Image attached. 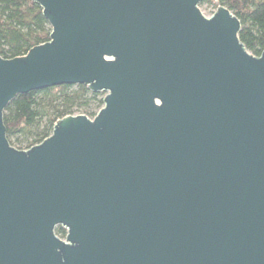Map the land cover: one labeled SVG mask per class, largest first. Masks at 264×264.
I'll use <instances>...</instances> for the list:
<instances>
[{
	"label": "water",
	"instance_id": "95a60500",
	"mask_svg": "<svg viewBox=\"0 0 264 264\" xmlns=\"http://www.w3.org/2000/svg\"><path fill=\"white\" fill-rule=\"evenodd\" d=\"M50 40L0 57V264H264V50L207 0H32ZM106 93L11 147L3 113ZM66 231L62 240L56 227Z\"/></svg>",
	"mask_w": 264,
	"mask_h": 264
},
{
	"label": "trees",
	"instance_id": "16d2710c",
	"mask_svg": "<svg viewBox=\"0 0 264 264\" xmlns=\"http://www.w3.org/2000/svg\"><path fill=\"white\" fill-rule=\"evenodd\" d=\"M227 8L240 22L239 40L255 57L264 50V0H207ZM204 3V2H203ZM51 28L32 0H0V57L13 59L50 40ZM103 107L100 93L87 87L59 86L17 96L3 113L9 145L28 150L48 138L55 123L66 116L93 119ZM63 239L66 231L56 227Z\"/></svg>",
	"mask_w": 264,
	"mask_h": 264
},
{
	"label": "rangeland",
	"instance_id": "374dc122",
	"mask_svg": "<svg viewBox=\"0 0 264 264\" xmlns=\"http://www.w3.org/2000/svg\"><path fill=\"white\" fill-rule=\"evenodd\" d=\"M201 14L204 16V17H211L212 13L214 10H216V8L214 7V4L212 3H201L199 6H198ZM106 93L102 92L100 93V96L101 97H105ZM79 115V114H77ZM91 119V118H90ZM61 239V238H60ZM65 238H63L62 240H64Z\"/></svg>",
	"mask_w": 264,
	"mask_h": 264
},
{
	"label": "built area",
	"instance_id": "2783aa9c",
	"mask_svg": "<svg viewBox=\"0 0 264 264\" xmlns=\"http://www.w3.org/2000/svg\"><path fill=\"white\" fill-rule=\"evenodd\" d=\"M216 9H217V8H216ZM215 11H216V10L213 11L212 15L215 13ZM212 15H211V16H212Z\"/></svg>",
	"mask_w": 264,
	"mask_h": 264
}]
</instances>
